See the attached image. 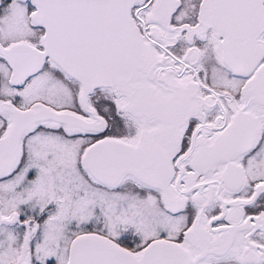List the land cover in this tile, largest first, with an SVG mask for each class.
I'll use <instances>...</instances> for the list:
<instances>
[{"label": "snow or ice", "instance_id": "1", "mask_svg": "<svg viewBox=\"0 0 264 264\" xmlns=\"http://www.w3.org/2000/svg\"><path fill=\"white\" fill-rule=\"evenodd\" d=\"M0 264H264V0H0Z\"/></svg>", "mask_w": 264, "mask_h": 264}]
</instances>
